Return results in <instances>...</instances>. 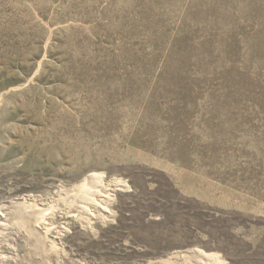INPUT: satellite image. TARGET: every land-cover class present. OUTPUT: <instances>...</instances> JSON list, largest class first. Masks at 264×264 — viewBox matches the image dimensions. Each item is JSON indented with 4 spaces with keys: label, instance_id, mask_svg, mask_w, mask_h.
Segmentation results:
<instances>
[{
    "label": "rangeland",
    "instance_id": "obj_1",
    "mask_svg": "<svg viewBox=\"0 0 264 264\" xmlns=\"http://www.w3.org/2000/svg\"><path fill=\"white\" fill-rule=\"evenodd\" d=\"M187 251L264 264V0H0V264Z\"/></svg>",
    "mask_w": 264,
    "mask_h": 264
},
{
    "label": "bare ground",
    "instance_id": "obj_2",
    "mask_svg": "<svg viewBox=\"0 0 264 264\" xmlns=\"http://www.w3.org/2000/svg\"><path fill=\"white\" fill-rule=\"evenodd\" d=\"M77 190L78 194L74 197L71 209L72 213L79 219V221L90 224L100 218L106 217V207L111 193V189H109V187H104V184H102L99 180L92 179L90 177L78 185ZM8 211L9 210L7 209L2 210L4 214H7ZM177 256V254H174L173 258H176ZM181 256L187 260L188 264H213L208 258L198 252L187 251L182 253ZM163 264L171 263L165 261Z\"/></svg>",
    "mask_w": 264,
    "mask_h": 264
}]
</instances>
